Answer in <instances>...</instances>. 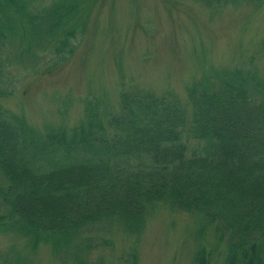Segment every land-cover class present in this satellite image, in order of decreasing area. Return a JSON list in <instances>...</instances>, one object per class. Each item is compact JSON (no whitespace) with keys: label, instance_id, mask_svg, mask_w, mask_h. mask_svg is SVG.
Wrapping results in <instances>:
<instances>
[{"label":"trees","instance_id":"1","mask_svg":"<svg viewBox=\"0 0 264 264\" xmlns=\"http://www.w3.org/2000/svg\"><path fill=\"white\" fill-rule=\"evenodd\" d=\"M102 1L0 0V235L25 241L0 264H39L41 249L52 264H111L113 229L96 233L104 224L131 240L118 260L137 264L140 233L159 209L213 228L218 245L199 246L192 264H208L221 243L225 264H264V70L255 57L210 68L181 94L133 81H122L113 105L104 89L90 93L69 130L41 133L3 103L20 67L48 73L74 55ZM164 1L184 10L262 2Z\"/></svg>","mask_w":264,"mask_h":264},{"label":"rangeland","instance_id":"2","mask_svg":"<svg viewBox=\"0 0 264 264\" xmlns=\"http://www.w3.org/2000/svg\"><path fill=\"white\" fill-rule=\"evenodd\" d=\"M168 6L174 12L170 16ZM183 8L164 0H103L91 14L75 55L48 73L36 72V66L33 71L20 67L15 71L18 81L12 85V95L3 103L44 132L48 126L77 124L90 93L104 89L115 104L122 81H130L127 77L156 89L171 86L181 94L185 81L208 68L247 64L255 57L264 70V0L260 7L238 2L235 8L228 5L218 10L197 5ZM17 67L11 62L6 70ZM68 102L60 112L58 106ZM4 211L0 203V214ZM194 221L187 214L169 216L164 209L153 212L140 233L137 264H191L199 246L214 249L218 244L213 228L202 229L201 222ZM112 229L111 264H125L118 258L129 250V237L108 224L100 225L96 233L105 236ZM24 242L17 236L0 235V253L12 243L20 249ZM225 250L221 243L208 264H223ZM34 258L39 264L53 263L44 249Z\"/></svg>","mask_w":264,"mask_h":264}]
</instances>
